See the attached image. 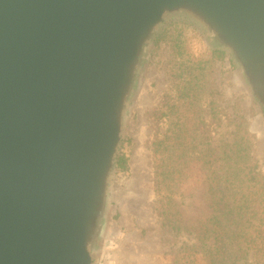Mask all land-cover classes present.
<instances>
[{"label":"water","instance_id":"1","mask_svg":"<svg viewBox=\"0 0 264 264\" xmlns=\"http://www.w3.org/2000/svg\"><path fill=\"white\" fill-rule=\"evenodd\" d=\"M264 109V0H0V264H97L131 101L168 18Z\"/></svg>","mask_w":264,"mask_h":264},{"label":"trees","instance_id":"2","mask_svg":"<svg viewBox=\"0 0 264 264\" xmlns=\"http://www.w3.org/2000/svg\"><path fill=\"white\" fill-rule=\"evenodd\" d=\"M225 56L215 50L197 65L205 70ZM205 83L202 71L183 78L180 94L158 110L151 142L156 210L163 226L192 237L177 250L179 264L199 257L205 264H264V173L243 123L231 119L235 129L223 131L219 105L204 108ZM117 165L126 169L127 158Z\"/></svg>","mask_w":264,"mask_h":264},{"label":"rangeland","instance_id":"3","mask_svg":"<svg viewBox=\"0 0 264 264\" xmlns=\"http://www.w3.org/2000/svg\"><path fill=\"white\" fill-rule=\"evenodd\" d=\"M215 50L222 49L215 48L207 33L185 17L168 18L156 35L128 112L118 153V158H127L128 166L117 165L113 174L109 224L97 264H179L177 250L192 242L191 236L163 226L158 216L151 150L158 110L180 94L183 78L204 73V108L210 101L219 105L223 131L235 129L231 119L233 124L243 123L264 173V109L226 51L222 50L225 57L215 58L213 67L201 70L197 62L212 59ZM196 264L205 260L199 257Z\"/></svg>","mask_w":264,"mask_h":264}]
</instances>
